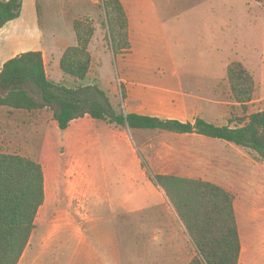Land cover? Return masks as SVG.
<instances>
[{"label":"rangeland","instance_id":"374dc122","mask_svg":"<svg viewBox=\"0 0 264 264\" xmlns=\"http://www.w3.org/2000/svg\"><path fill=\"white\" fill-rule=\"evenodd\" d=\"M103 1L26 0L21 17L0 33V60L16 48L44 50L50 62L52 54L56 60L59 49L72 38L73 21L79 18L93 23L97 37L106 33L109 45ZM154 1L186 88L199 85L198 96L207 100L198 104L204 117L235 126L247 115L264 110V0ZM102 58L99 86L115 112L127 114L122 101L126 89L118 81L110 46ZM233 61L242 62L256 82L255 98L246 108L231 98L226 69ZM58 69L64 75L62 84L75 86V79ZM52 80L58 82L56 77ZM11 121L1 130L11 136H6V143L0 138V152L37 161L45 177V202L25 251L27 264H71L75 232L85 231L95 249L104 251L105 235L121 233L122 226L131 232L130 219L135 215L172 219L158 225L171 230L172 248L151 249L153 260L164 256L163 264L190 262L195 248L160 187L147 188L150 202L159 206L141 205L139 212L134 208L135 202L148 196L143 181L146 177L152 181L157 174L201 178L233 193L244 242L240 264H264V162L252 150L219 139L132 129L87 115L60 130L50 108L18 112ZM187 150L199 155H188ZM111 216L117 219L112 221ZM92 219L95 222L87 225ZM160 244L167 240L163 237Z\"/></svg>","mask_w":264,"mask_h":264},{"label":"trees","instance_id":"16d2710c","mask_svg":"<svg viewBox=\"0 0 264 264\" xmlns=\"http://www.w3.org/2000/svg\"><path fill=\"white\" fill-rule=\"evenodd\" d=\"M23 1L0 0V30L21 16ZM36 8L39 16L38 1ZM103 9L110 50L115 56L129 53V20L122 2L104 0ZM72 26L76 44L64 51L60 69L76 80H84L92 65L89 45L96 29L87 18L75 19ZM226 78L232 100L246 108L257 90L253 74L242 62L233 61L227 66ZM0 106L30 112L50 108L60 130L87 115L132 129L196 134L250 149L264 162V110L247 115L234 127L202 118L192 123L135 113L117 114L106 92L97 85L75 89L49 80L42 51H27L3 64ZM152 181L164 191L195 247L196 255L187 264H239L242 243L233 193L201 178L157 174ZM44 202L42 165L19 154L0 152V264L20 263Z\"/></svg>","mask_w":264,"mask_h":264},{"label":"crops","instance_id":"0c3cea01","mask_svg":"<svg viewBox=\"0 0 264 264\" xmlns=\"http://www.w3.org/2000/svg\"><path fill=\"white\" fill-rule=\"evenodd\" d=\"M25 1L26 0L23 1V7ZM120 1L128 15L131 42V51L129 53L115 56L117 64L116 75L119 79L118 81L121 82L126 89V98L122 96L124 111L127 114L135 113L161 119H175L181 122L192 123H194L197 118H202L215 124L213 120H209L210 116H203V111H201V108L198 105L200 102L207 101L205 98L198 96V94L201 93L199 85H197L199 90L195 88L196 85L194 84L189 87L191 90H188L183 82L182 76L180 75V68L177 66L171 46H169L160 10L155 1ZM5 27L0 30V33L4 31ZM96 32L89 45V51L92 56L90 72L86 79H75V86L68 88L77 89L90 85H97L100 88V73L103 66L102 57L107 52V46L109 47V45L105 40L106 33L105 35L97 37ZM75 44V34L72 33V38L69 44H67L66 47H61L59 49L57 59H54V54L50 55L51 62L48 60L45 51L42 50L49 80L53 81V77H56V81H58H53V83L63 85L62 80L60 79H64V75L60 73L58 69V67H60V59L66 48ZM21 53H24L23 49L16 48L11 52L10 56L0 60V70L6 61ZM49 62L52 66V74H50L49 71ZM212 102L216 103L215 100ZM189 104L193 105L192 109L189 108ZM35 111L15 110L6 106H0V134L2 133L1 130H4L5 128L4 125H8L9 122H12L11 117L16 113L27 112L32 114ZM8 135L11 136L8 131L3 132L0 135L3 142H8L6 141V136ZM178 135L204 138L203 136L196 134ZM187 154L199 155L190 150H187ZM142 185H144L143 189L147 190L148 193L149 189L147 188L153 186L154 183L146 177ZM149 195L150 194L148 193L145 200L134 203V208L137 207L136 212H139L141 205H143L141 207L144 208L154 207L155 204L159 206L157 203L150 202ZM107 198H109V196ZM106 202L109 204V199H107ZM115 219L117 218L111 216L112 221H115ZM95 220L96 219L89 220L87 225L93 224ZM130 220V223L133 225L131 227V232L124 231L125 229L122 226L121 233H119V231H114L111 234L105 235L104 238L101 237V239L103 238L106 241L103 244L105 246L104 251L95 249L92 238L89 234H85V231L79 233L75 232L77 243L72 252L71 264H81L82 262H84V264H157V262L163 264L164 256L153 260L149 251L153 248L156 250H162L164 248L171 250V230L165 231L163 227L158 225L168 222L172 223V219L166 216L140 217L135 215L132 216ZM122 222L124 223V221ZM157 229L160 230V233H156ZM116 230H118V228H116ZM159 236H161V238ZM163 237L167 240V244L161 245L160 242H163ZM241 243L242 252L240 260L242 259L244 249L242 236ZM24 255L20 264H27L26 255ZM82 256L84 258H81Z\"/></svg>","mask_w":264,"mask_h":264}]
</instances>
